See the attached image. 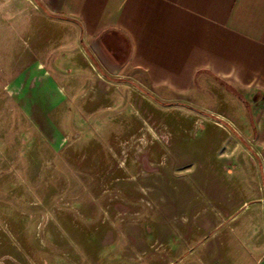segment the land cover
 <instances>
[{"label": "rangeland", "instance_id": "rangeland-1", "mask_svg": "<svg viewBox=\"0 0 264 264\" xmlns=\"http://www.w3.org/2000/svg\"><path fill=\"white\" fill-rule=\"evenodd\" d=\"M1 17L0 264L259 259L247 251L258 252L246 230L251 222L243 220L247 212L213 231L211 215L230 212L207 200L215 176L242 189L235 207L248 198L240 176L227 174L235 162L218 158L223 131L167 109L131 78L105 77L94 68L29 73L38 64L24 62V31L7 29ZM204 96L208 106L240 122L225 96L221 104ZM237 163L249 166L246 158Z\"/></svg>", "mask_w": 264, "mask_h": 264}, {"label": "crops", "instance_id": "crops-1", "mask_svg": "<svg viewBox=\"0 0 264 264\" xmlns=\"http://www.w3.org/2000/svg\"><path fill=\"white\" fill-rule=\"evenodd\" d=\"M0 16L7 29L24 31V62L38 64L24 73L94 68L131 78L167 109L223 131L218 158L235 162L227 174L240 176L248 198L235 207L242 189L217 175L206 186L207 200L230 212L205 216L215 218L216 231L247 212L243 220L251 222L246 230L258 252L247 251L258 253L254 264H264V0H3ZM204 95L220 104L225 96L240 122L208 106ZM243 158L248 167L238 165Z\"/></svg>", "mask_w": 264, "mask_h": 264}]
</instances>
